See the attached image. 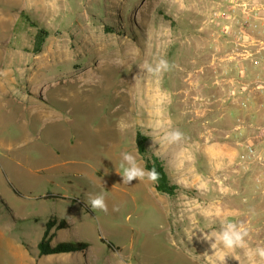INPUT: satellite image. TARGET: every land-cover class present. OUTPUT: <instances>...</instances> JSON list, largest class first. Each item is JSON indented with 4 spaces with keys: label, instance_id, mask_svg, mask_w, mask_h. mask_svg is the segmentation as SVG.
Masks as SVG:
<instances>
[{
    "label": "rangeland",
    "instance_id": "obj_1",
    "mask_svg": "<svg viewBox=\"0 0 264 264\" xmlns=\"http://www.w3.org/2000/svg\"><path fill=\"white\" fill-rule=\"evenodd\" d=\"M196 1L0 0V264H213L216 253L197 237L224 220L249 228V246L264 245V213L249 224L234 215L258 199L233 191L241 135L218 139L220 157L191 159L186 176L165 159L171 195L146 178L123 184L117 173L121 154H134L127 122L183 97L172 91L186 85ZM36 26L49 32L39 53ZM161 56L172 65L162 77L141 70ZM88 193H103L108 211H93ZM52 217L67 225L50 229L52 244L87 247L40 255ZM232 255L239 261L227 264H249L243 250Z\"/></svg>",
    "mask_w": 264,
    "mask_h": 264
},
{
    "label": "crops",
    "instance_id": "obj_2",
    "mask_svg": "<svg viewBox=\"0 0 264 264\" xmlns=\"http://www.w3.org/2000/svg\"><path fill=\"white\" fill-rule=\"evenodd\" d=\"M196 3L190 14L197 15V24L188 39L189 53H193V57L183 67L186 85L172 91L173 94L182 92V99L172 104L152 105L146 110L143 122L137 125L127 122L131 143H135L131 152L141 157L135 141L137 128L145 136L146 154L158 158L166 172L168 164L164 160L175 161L172 166L182 176L191 172V159L202 160L204 164L211 156L220 157L216 144L225 134L228 138L244 137L254 127L264 125L260 90L243 84L264 78V0H197ZM245 95H249L246 104L243 103ZM207 98L209 103L201 101ZM195 99L199 101L194 102ZM236 117L247 126L233 130ZM158 119L180 129L185 138L175 144L160 141L153 127ZM192 143H197V148H192ZM140 159L144 166L142 157ZM255 169L240 172L239 180L231 185L237 194L247 193V200L248 193L257 194L258 199L250 200V205L246 206L245 217L239 215L240 205L234 209L236 220L246 219L248 224L256 222L260 212L264 213V194L257 190L251 177ZM214 201L221 202L220 199Z\"/></svg>",
    "mask_w": 264,
    "mask_h": 264
},
{
    "label": "clouds",
    "instance_id": "obj_3",
    "mask_svg": "<svg viewBox=\"0 0 264 264\" xmlns=\"http://www.w3.org/2000/svg\"><path fill=\"white\" fill-rule=\"evenodd\" d=\"M171 67L172 65L168 59L161 56L155 63L146 61L141 66V70L153 76L162 77L164 73L170 71ZM125 127V125H121L122 130ZM153 127L159 140L167 144L179 143L185 138L184 133L180 129L172 128L163 120L158 119ZM137 152H139L138 149ZM119 168L120 171L117 173L121 175L123 184H130L134 180H144L145 178L155 182L159 176L155 168H145L138 162L137 156L130 152H123L121 154ZM86 203L93 211H108L105 195L103 193H88ZM114 210L116 209L114 208ZM193 230L189 235V242H191L192 237L196 235ZM249 231V228L242 222L224 220L220 223L218 231L209 234L208 232L200 230L201 235L198 236L197 239H202L210 243L211 249L213 250L212 252L216 253L213 264H227V257L239 261V257L232 255L237 249L244 251L249 264H264V245H257L255 247L249 246L247 240Z\"/></svg>",
    "mask_w": 264,
    "mask_h": 264
},
{
    "label": "trees",
    "instance_id": "obj_4",
    "mask_svg": "<svg viewBox=\"0 0 264 264\" xmlns=\"http://www.w3.org/2000/svg\"><path fill=\"white\" fill-rule=\"evenodd\" d=\"M34 25V23H32ZM49 34L47 28L44 26H36V30L33 34L32 40V52L39 53L42 49L44 41ZM135 141L138 149V153L141 155L144 161V167L147 169H153L158 172V179L154 182V187L157 191L167 193L169 195L173 194L177 189V184L170 181L169 175L165 171L162 162L154 157H148L146 155V150L144 147L145 136L139 130L135 132ZM66 221L64 219H57L56 217L49 218L45 223V228L40 240L37 243L38 253L40 255L58 253L64 251H83L87 247V242L85 241H57L51 243L53 237L50 229L52 227L63 228L66 227Z\"/></svg>",
    "mask_w": 264,
    "mask_h": 264
},
{
    "label": "built area",
    "instance_id": "obj_5",
    "mask_svg": "<svg viewBox=\"0 0 264 264\" xmlns=\"http://www.w3.org/2000/svg\"><path fill=\"white\" fill-rule=\"evenodd\" d=\"M243 84L248 88H258L261 92V100L264 103V78H255ZM248 100L249 95H245L243 103H248ZM201 101L210 102L208 98ZM244 126H247V124L240 117H236L233 130H239ZM224 136L228 137L227 134ZM233 142L240 147V151L237 153L231 169L236 172H245L256 167L257 171L254 173L253 180L257 190L264 194V125L254 127L251 133L235 139ZM225 178V175L220 172L217 174L216 180L220 183Z\"/></svg>",
    "mask_w": 264,
    "mask_h": 264
}]
</instances>
